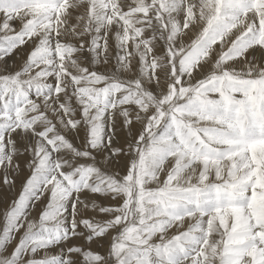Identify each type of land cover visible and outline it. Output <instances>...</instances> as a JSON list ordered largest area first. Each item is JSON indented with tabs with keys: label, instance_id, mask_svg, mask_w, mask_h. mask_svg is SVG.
Masks as SVG:
<instances>
[{
	"label": "snow or ice",
	"instance_id": "obj_1",
	"mask_svg": "<svg viewBox=\"0 0 264 264\" xmlns=\"http://www.w3.org/2000/svg\"><path fill=\"white\" fill-rule=\"evenodd\" d=\"M0 264H264V0H0Z\"/></svg>",
	"mask_w": 264,
	"mask_h": 264
}]
</instances>
